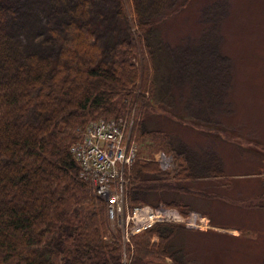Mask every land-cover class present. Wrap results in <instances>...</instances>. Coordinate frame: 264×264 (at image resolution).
Segmentation results:
<instances>
[{
  "label": "trees",
  "instance_id": "obj_1",
  "mask_svg": "<svg viewBox=\"0 0 264 264\" xmlns=\"http://www.w3.org/2000/svg\"><path fill=\"white\" fill-rule=\"evenodd\" d=\"M72 1L68 13H63L69 21L63 32L58 30L55 48L47 51L46 45L38 48L16 38L6 2L0 0V264H125V247L126 264L167 259L187 264L180 238L191 229L184 223L157 221L131 235L123 248L122 229L111 235L107 202L80 176L69 147L91 121L126 120L141 145L156 136V129L142 119L153 91L149 76L154 63L143 42L149 30L139 21L132 0H125L129 18L138 21L144 38L135 32V41L113 44L108 62L93 37L97 34L93 21L83 20L95 0L67 2ZM187 4L181 3V8ZM77 14L82 21L73 24L71 16ZM152 102L150 108L151 104L155 108ZM173 117L199 129L196 119ZM167 144L158 143L166 151L176 146L174 141ZM157 152L146 158L140 149L125 170L131 209L162 205L188 216L195 209L189 203L162 196L177 191L264 210V182L247 198L234 199L227 191L203 192L184 183L191 177L185 161L172 157V167L162 169L154 158Z\"/></svg>",
  "mask_w": 264,
  "mask_h": 264
},
{
  "label": "rangeland",
  "instance_id": "obj_2",
  "mask_svg": "<svg viewBox=\"0 0 264 264\" xmlns=\"http://www.w3.org/2000/svg\"><path fill=\"white\" fill-rule=\"evenodd\" d=\"M67 1L5 0L13 34L22 43L38 48V44L46 45L51 51L58 30L63 32L69 21L63 13L75 3ZM132 1L139 21L149 30L146 35L138 21L129 18L125 0H95L83 18L93 21L97 29L93 37L105 62L110 60L113 44L135 41V32L145 35L143 42L154 68L149 76L153 91L142 119L157 133L141 145L127 129L129 143L146 158L160 150L185 161L191 177L184 183L197 190L227 191L234 199L259 191L264 182V0ZM185 2L189 4L181 8ZM80 19L78 14L71 16L73 24ZM152 100L155 108L153 104L150 108ZM173 115L200 121L199 129ZM163 141L166 147L168 141L176 146L166 151L158 145ZM160 152L154 155L156 160ZM100 186H104L102 181L92 191L97 193ZM127 192L123 204L125 213H130ZM162 196L195 208L181 216L173 208L146 205L156 215L155 222L189 226L185 225L191 232L180 238H184L187 264H263L264 210L196 193L170 191ZM107 217L112 236L128 227L121 217L109 218L108 209Z\"/></svg>",
  "mask_w": 264,
  "mask_h": 264
},
{
  "label": "built area",
  "instance_id": "obj_3",
  "mask_svg": "<svg viewBox=\"0 0 264 264\" xmlns=\"http://www.w3.org/2000/svg\"><path fill=\"white\" fill-rule=\"evenodd\" d=\"M127 129V121L100 118L91 121L80 138L69 147L80 166V176L90 180L94 187L101 181L104 183V186L97 188V193L107 202L109 218L114 215L117 219L121 217L128 226L123 236L126 242L129 241L130 234L150 227L156 217L152 209L146 206H135L130 213H125V170L134 162L137 151L135 145L129 143ZM159 164L161 168H167L170 165V157L162 153ZM130 224L132 225L129 227Z\"/></svg>",
  "mask_w": 264,
  "mask_h": 264
},
{
  "label": "water",
  "instance_id": "obj_4",
  "mask_svg": "<svg viewBox=\"0 0 264 264\" xmlns=\"http://www.w3.org/2000/svg\"><path fill=\"white\" fill-rule=\"evenodd\" d=\"M155 264H171L169 262H158V263H155Z\"/></svg>",
  "mask_w": 264,
  "mask_h": 264
}]
</instances>
